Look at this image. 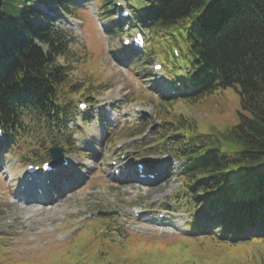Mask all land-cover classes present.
Segmentation results:
<instances>
[{"label": "rangeland", "instance_id": "obj_1", "mask_svg": "<svg viewBox=\"0 0 264 264\" xmlns=\"http://www.w3.org/2000/svg\"><path fill=\"white\" fill-rule=\"evenodd\" d=\"M78 1L83 5L79 11L83 25L73 28L75 18L66 15H62L57 24L70 32L71 49L77 50L87 45L88 67L92 64L97 66L106 80L110 76V85L102 88L100 95L91 103L95 117L90 122L76 126L75 118L69 116L64 132L55 130L50 133L38 125L34 126L39 121L35 117L30 121L29 130L16 140L15 150L8 151L7 146L0 145V264H264V238L256 236L253 242L234 241L231 238L224 240L227 238L223 235L215 240L210 234L216 230L218 223L204 220L201 211L198 212L199 223L211 225L212 228L206 233H202V228L196 229V235H186L185 232L176 234L177 228L183 231L193 224L194 220H186V217L171 219L170 223L177 227H166L164 233H160L159 228L152 224L132 219V207L147 209L160 202L161 197L164 200L174 199L180 185L181 179L176 172L178 163L166 156L167 147L174 143V133L168 123L175 121L179 112L204 127L213 125L221 129L237 121L239 95L228 87L220 95L200 98L194 106L189 102L161 105L163 92L155 87L153 81L154 61L146 64L145 68L137 66L135 62L129 70L132 56L125 52L116 54L111 49V42L117 39L114 32L126 30L125 23L113 15L115 9L110 8L102 15L95 0ZM204 1L205 5L210 2ZM148 54L153 60L164 58L157 43L149 45ZM70 68L75 76L79 74L76 65H70ZM85 72L88 74L87 69ZM166 83L168 85L167 80ZM70 99L77 100L75 95ZM157 103L160 114L155 113ZM132 104L139 106L141 111L136 118L124 121L122 109ZM166 108L169 113L163 114ZM123 122L130 124L128 126L131 128L141 126L138 135L117 134V130L124 127ZM67 140L70 146L64 150L76 156L72 158L81 171L69 176L67 181L63 177L56 179L57 192H53L55 199L49 206L30 200L27 204L14 203L13 192L21 180L17 175L19 166L23 162L42 161L46 157L47 151L43 150L47 146L62 147ZM119 143L126 148H117ZM122 153L125 158L132 157L128 163L132 164L131 167L135 161H152L161 163L166 171L147 186L133 180L114 181L109 178L106 167L109 158ZM164 158H167L166 164ZM6 167L12 168L14 177L2 175ZM95 174L98 175L97 179H94ZM68 182L70 185L65 187ZM88 190H97L98 193L88 194ZM175 197L179 198L178 195ZM168 208L183 211L174 203H169ZM99 210L115 212L103 217L111 219L106 220L110 221L107 231L100 232L96 223L103 218L89 220L87 226L76 219L84 217L86 212L96 213ZM125 217L131 220H125ZM116 226L124 231L121 237L112 231ZM59 233L63 238L60 242H54V236Z\"/></svg>", "mask_w": 264, "mask_h": 264}, {"label": "trees", "instance_id": "obj_2", "mask_svg": "<svg viewBox=\"0 0 264 264\" xmlns=\"http://www.w3.org/2000/svg\"><path fill=\"white\" fill-rule=\"evenodd\" d=\"M100 2L106 9L113 4ZM36 3L76 15L73 0H2L0 126L8 136L23 130L25 115L35 113L46 127L59 123L72 107V94L92 102L109 85L97 66L88 67L82 47H68L65 30L55 28L51 16ZM204 3L150 0L145 14L135 12V20L147 27L152 43L159 39L169 74L182 81L183 97L191 96L178 100L194 104L228 87L239 95L237 121L221 129L178 114L169 123L176 141L169 152L183 160L178 173L187 200L205 203L214 211L220 208L223 217L231 216L222 220L228 222L226 231L234 218L241 230L244 225H264V0ZM172 47L184 50L183 62L187 72L196 71V80L181 78L180 63L168 61ZM70 65H76L78 75ZM162 99L170 105L177 100ZM136 132L125 128L121 133ZM242 183L248 202L237 206L233 198ZM108 224L98 222L99 231L108 229Z\"/></svg>", "mask_w": 264, "mask_h": 264}, {"label": "water", "instance_id": "obj_3", "mask_svg": "<svg viewBox=\"0 0 264 264\" xmlns=\"http://www.w3.org/2000/svg\"><path fill=\"white\" fill-rule=\"evenodd\" d=\"M0 7H1V0H0ZM50 153H51V155L53 156V158H57L58 157V155H59V151H58V149H56V148H51L50 149Z\"/></svg>", "mask_w": 264, "mask_h": 264}, {"label": "bare ground", "instance_id": "obj_4", "mask_svg": "<svg viewBox=\"0 0 264 264\" xmlns=\"http://www.w3.org/2000/svg\"><path fill=\"white\" fill-rule=\"evenodd\" d=\"M6 170H8V172H6ZM4 175H5V177H7V176H10L11 175V171H10V169H8V168H6L5 170H4Z\"/></svg>", "mask_w": 264, "mask_h": 264}, {"label": "snow or ice", "instance_id": "obj_5", "mask_svg": "<svg viewBox=\"0 0 264 264\" xmlns=\"http://www.w3.org/2000/svg\"><path fill=\"white\" fill-rule=\"evenodd\" d=\"M45 167H47V166L45 165Z\"/></svg>", "mask_w": 264, "mask_h": 264}]
</instances>
